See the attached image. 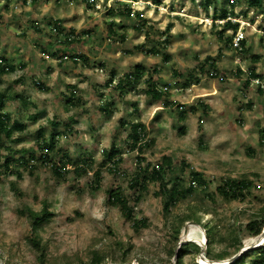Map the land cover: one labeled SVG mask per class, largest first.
Returning <instances> with one entry per match:
<instances>
[{
	"label": "rangeland",
	"instance_id": "374dc122",
	"mask_svg": "<svg viewBox=\"0 0 264 264\" xmlns=\"http://www.w3.org/2000/svg\"><path fill=\"white\" fill-rule=\"evenodd\" d=\"M128 7L132 15L121 14ZM225 8L235 12L228 19L239 22L245 33L244 53L233 49L228 38L235 33L225 29L227 19H215ZM138 13L147 18L149 34L137 29ZM57 21L62 31L56 34L51 28ZM169 24L171 37L163 44L162 32ZM71 33L79 37L66 41ZM153 47L160 52H150ZM65 54L87 60L75 63L63 59ZM106 54L115 60L105 62ZM0 56L28 66L6 74L0 84L3 111L27 124L14 134L18 141L0 139L3 160L11 155L14 163L11 172H0V264H88L94 253L104 258L101 264H178L187 242L200 251L191 248L183 264H203L211 228L212 255L226 256L211 260H229L250 247L258 235L247 224L264 214V92L259 91L261 83L246 80L256 68L264 82V9L250 7L247 0L234 8L224 0L207 7L204 0H98L97 5L87 0H0ZM209 57L216 64V78L201 76ZM137 64L146 68L137 83L122 93L107 85L112 70L118 82ZM191 73L201 76L200 83L183 86ZM150 76L160 88L169 85L174 105L164 106L146 93ZM72 88L80 103L64 97ZM178 105L184 106L183 118ZM134 122L147 128L142 166L150 163L152 170L167 157L169 187L178 181L188 187L193 170L207 180L168 214L163 197L156 194L159 182H147L140 192L130 185L140 165V153L128 137ZM52 135L58 138L48 151L43 142ZM112 145L123 158L117 170L103 151ZM43 152L51 161L40 159ZM64 153L74 161H93V167L78 175L70 165L60 177L53 167L65 160ZM22 157L30 164L36 159L32 170L20 162ZM101 164V186L94 190V171ZM229 179H247L252 185L242 197L228 198L217 187ZM113 188L121 190L145 226L135 230L133 220L108 201ZM44 208L51 215L34 230L31 212ZM185 233L192 235L184 238ZM35 236L44 255L32 241Z\"/></svg>",
	"mask_w": 264,
	"mask_h": 264
},
{
	"label": "trees",
	"instance_id": "16d2710c",
	"mask_svg": "<svg viewBox=\"0 0 264 264\" xmlns=\"http://www.w3.org/2000/svg\"><path fill=\"white\" fill-rule=\"evenodd\" d=\"M32 1H35V0H32ZM204 1L207 7V6H211L214 0H204ZM238 1L240 0H224V2L228 3L231 6V8H234L238 4ZM247 1L250 7H255L258 10L264 9V0H247ZM132 13H133L132 9L129 7L125 10H121V14H127L128 16H131ZM234 14L235 12L233 10H229L225 8V9H222L221 12L215 16V19H218V18L227 19V21L224 24L225 29L230 28L234 31L233 33H235L238 30L240 24L239 22H233L231 19H228L231 15H234ZM138 17L140 18V20L138 22L137 29L140 31L145 30L149 34L148 32L149 22L147 18H143L142 14H139V13H138ZM36 24L38 25V23ZM55 25L57 26L59 31H62V27L60 26L59 21L55 22ZM111 25L112 23L110 24V26ZM172 27L173 25L169 24L166 30L162 32V35H163L162 38L164 37L163 44L169 43ZM223 31L224 30H221L219 35H222ZM75 39H71L70 34H69V36L67 35V38L65 40L74 41ZM121 39L122 40L125 39L124 34H122ZM228 39L232 43L233 37L232 38L230 37ZM241 46L242 48L240 51L242 53L246 52L247 51V49H245L246 39L242 40ZM232 47L233 49H236L233 46V44H232ZM150 52L159 53L160 51L159 49L153 47ZM53 55H57V54L54 53ZM70 56L71 58H74L75 56H79L82 59L84 58V60H87V58L81 54L79 55L70 54ZM165 59L168 60L169 57L165 55ZM16 67H17L16 64L9 61L7 58L0 57V84L4 82L5 75L14 72L17 69ZM145 69L146 68L143 65L137 64L135 67V70L125 72L123 77L120 78V80L115 86H112V83L116 79V73L115 71L112 70L111 76L109 80L107 81V85L117 88L118 91L122 93L126 88H128V86H131L139 81V79L143 76ZM210 69H212L213 71ZM178 74L179 73H177V75ZM203 75L206 77L208 76L212 78H216V76L218 75L216 64L214 61H211V57L207 58L204 64L201 66V76ZM201 76L196 75L195 73H191L190 76L183 83V86L191 87L194 84L200 83ZM261 77H262L261 74H258L256 72V68H251L249 71V76L246 80V84L250 83L255 78H261ZM153 79H154L153 76H150L147 80H145L148 83V87L146 88V93L149 94L154 100H163L164 106L174 105V102L169 100L168 95H167L169 93L168 92L169 85H165L163 86V88H160L156 84V82H154ZM37 85L40 88H45V86L41 82L37 83ZM259 91L263 93L264 88L260 86ZM76 93H77V90L75 88H72L68 95H64V97L67 99V102L80 103L81 101L80 97H77V101H75ZM4 97H5L4 94H0V139L2 136H4L6 138H9L11 142L18 141V140H15L14 134L16 132H22L26 130L27 124L19 120H13L10 113L3 111ZM207 107H204L205 111ZM192 108L196 109L194 105L192 106ZM178 110L180 113V117L183 118L186 114L184 110V106L178 105ZM30 118L33 121L37 120L38 115L35 114L31 116ZM146 131H147V128L142 122H134L132 124L131 133L128 135L131 141L130 146L132 147V149L137 150L140 153L138 157V160L140 161L139 162L140 165L138 166L139 168L137 170L136 175H134L131 178L130 185L132 188L136 189L137 192H140L142 190L144 191L147 189V184H146L147 182L149 181L159 182L160 187H159V191H157L156 194L161 195L163 197L164 213L168 214L172 206L176 205L181 199L188 198L192 193L195 192L196 187H205L207 184V180L205 179L204 175L201 172L193 170L191 171L192 180L188 187H185L180 181L176 182L171 187H169L170 182L169 180H166V178H167L169 168L171 167V163L167 157L164 158V162L151 166L152 170L149 169L150 163H148L145 166H142V163L144 162V156H143L144 149L148 145V143L145 142ZM57 138L58 136L52 135L49 141L43 142L45 143L44 148H46L48 151L52 150L55 147ZM260 142L264 144V127L261 129V132H260ZM7 149L9 150V154H11L10 151L12 150V148L9 146ZM103 151L106 153V156L108 157V159H110L113 162L112 167H114V170H117L118 166L123 161V158L120 156V150L115 145H112V147L109 150H103ZM64 157H65V160L61 162L62 164L60 163L59 165H56V166L54 164V167H53V172L60 177H63L65 176L66 173H68L69 171L68 166L70 165L74 166L75 172H77L78 175H81V173H88L90 169L93 167L94 162L87 160L86 158H83V159L80 158L78 159V161H74L71 157H69L67 153H64ZM40 159L43 160V162L51 161V159L49 160V153L47 152H43L40 156ZM20 162L24 165V167L29 168L31 170L35 166V164L33 163L30 164L29 161L23 157ZM164 163H166V166H164ZM13 164L14 163H13V159L11 158V155H8L6 157V160H3V155L1 154V151H0V172L2 168H4V170L7 172H11ZM157 165L159 166V168L157 167ZM102 167L103 165L101 164L100 168L94 171V182H93L94 190H99L101 186L102 177H103ZM110 169H113V168H110ZM17 176L20 179L23 176V174L18 172ZM250 185H252V182L247 179H242V180L229 179V180H226L225 183L220 184L217 187V190L225 197L238 199L243 196L244 190L248 189ZM13 188L14 190L17 189L16 186H13ZM140 195L136 197L137 201L140 200L141 198ZM108 201L111 202L112 204L118 205L123 215L127 219L133 220V227L135 230H139L141 226L146 225L145 219L138 220L134 217L133 207L130 206L128 199L123 195V193L121 192L119 188H113L109 190ZM50 215L51 213L48 212L47 208H44L41 212H36V211L31 212V219H32L34 230L38 229L41 222ZM188 218L190 219L191 217H188ZM263 227H264V214H262L260 218L258 217L250 221L247 224V228L250 230V232L253 235H259L262 232ZM214 233L215 231L212 228L208 229L209 246L207 247L205 251V255L210 259H215V260L225 259L226 258L225 255H219V254L212 255L213 253L212 242H214ZM32 241L34 245H36L37 248L42 251V254L44 255V249L40 245L39 238L35 236ZM191 248L196 249V251H200V246L194 242H187L183 244L181 246L179 259L177 261L178 264H183L184 256L191 251ZM253 252H255L256 254L252 255ZM250 256H252L251 259L247 261V258ZM103 261H104V258L101 255H99V253H94L90 263L88 264H101ZM229 264H264V244L249 250L248 252L242 254V256H240L235 261Z\"/></svg>",
	"mask_w": 264,
	"mask_h": 264
},
{
	"label": "built area",
	"instance_id": "2783aa9c",
	"mask_svg": "<svg viewBox=\"0 0 264 264\" xmlns=\"http://www.w3.org/2000/svg\"><path fill=\"white\" fill-rule=\"evenodd\" d=\"M88 2H90V3H95V5H97L98 4V0H87ZM27 2H32V0H27ZM99 8H100V6H98ZM52 32L53 33H60V31L58 30V28H57V26L56 25H53L52 26ZM79 36L78 35H76V34H74V33H71L70 34V38L71 39H75V38H78ZM245 39V33H244V31H242V29H238L236 32H235V34H234V37H233V46L237 49V50H241V48H242V46H241V42H242V40H244ZM79 55V54H78ZM63 59H68V58H71V57H69L67 54H65V56H63L62 57ZM75 63L76 62H80L81 60H82V58L81 57H79V56H75L74 58H71ZM101 71H102V69H101ZM254 81H257L258 83H261V87L262 88H264V82L262 81V78H255V79H253ZM116 83H118L117 81H116V79L113 81V83H112V86H115L116 85ZM31 162L32 163H34L35 162V160L34 159H32L31 160ZM157 167L159 168V166L157 165Z\"/></svg>",
	"mask_w": 264,
	"mask_h": 264
},
{
	"label": "water",
	"instance_id": "95a60500",
	"mask_svg": "<svg viewBox=\"0 0 264 264\" xmlns=\"http://www.w3.org/2000/svg\"><path fill=\"white\" fill-rule=\"evenodd\" d=\"M263 239H264V230H263L258 236H256L255 238L252 239V243H251L250 247L248 246V248L243 249L240 253H238V254H237L235 257H233L232 259H229V260H220V261H222L223 264H229V263L235 261L237 258H239L240 256H242V254H244L249 248H256V247H258V246L263 245V243H264ZM181 243H184V241L181 242ZM259 244H261V245H259ZM201 258H202L203 260H205V261L210 262V264H213V263L215 262L214 260L208 259V258H207L205 255H203V254L201 255ZM175 261H176V262L178 261V257L176 258Z\"/></svg>",
	"mask_w": 264,
	"mask_h": 264
},
{
	"label": "crops",
	"instance_id": "0c3cea01",
	"mask_svg": "<svg viewBox=\"0 0 264 264\" xmlns=\"http://www.w3.org/2000/svg\"><path fill=\"white\" fill-rule=\"evenodd\" d=\"M105 56H107V58H102V59H104L105 62H106V59L111 60V61H114V60H115V59H113V58L110 56V54H106ZM0 57H2V56H0ZM112 59H113V60H112ZM9 61H12V60H9ZM111 61H110V62H111ZM12 62H13L14 64H16V66H17L16 68H17V69H18V68H24V67L26 68V67H28V66L25 64L26 62H20V63H16V62H14V61H12ZM17 69H16V70H17ZM26 69H27V68H26ZM16 70H15V71H16ZM15 71H14V72H15Z\"/></svg>",
	"mask_w": 264,
	"mask_h": 264
},
{
	"label": "bare ground",
	"instance_id": "6f19581e",
	"mask_svg": "<svg viewBox=\"0 0 264 264\" xmlns=\"http://www.w3.org/2000/svg\"><path fill=\"white\" fill-rule=\"evenodd\" d=\"M191 235H192V234L185 233V234H184V238H187L188 236H191ZM195 238H196L198 241L203 242V240L201 239V237H200L199 235H195ZM263 241H264V239H263ZM263 244H264V243H263ZM259 245H261V244H259ZM201 261H202L203 264H210V262L205 261V260H203V259H201ZM213 264H223V263H222V261H215Z\"/></svg>",
	"mask_w": 264,
	"mask_h": 264
}]
</instances>
